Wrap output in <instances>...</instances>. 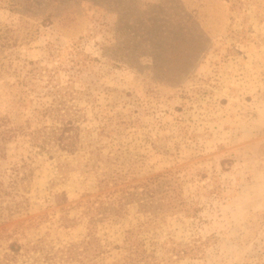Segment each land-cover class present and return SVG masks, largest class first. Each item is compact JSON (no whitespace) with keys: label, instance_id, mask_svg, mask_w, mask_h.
<instances>
[{"label":"rangeland","instance_id":"obj_1","mask_svg":"<svg viewBox=\"0 0 264 264\" xmlns=\"http://www.w3.org/2000/svg\"><path fill=\"white\" fill-rule=\"evenodd\" d=\"M54 81L81 91L82 113L77 151L53 158L27 131ZM0 125L17 130L0 136V180L24 161L29 174L0 198V252L83 239L91 161L129 169L139 186L99 222L97 264L124 256L127 231L145 223L148 248L189 252L168 264H264V0H0ZM158 174L187 207L151 226L140 193Z\"/></svg>","mask_w":264,"mask_h":264},{"label":"trees","instance_id":"obj_2","mask_svg":"<svg viewBox=\"0 0 264 264\" xmlns=\"http://www.w3.org/2000/svg\"><path fill=\"white\" fill-rule=\"evenodd\" d=\"M183 20V17L176 12L168 16V21L174 24L180 25L184 22ZM80 93L81 91L73 85L61 84L57 81H54L45 92L50 97V101L43 102L41 107L35 109L39 125L35 129L27 131L31 145L39 152H46L54 158L57 153L77 151L82 110L76 100L80 97ZM23 131L26 130L23 129ZM16 133V129H1L0 125V136L3 141L12 138ZM4 151L5 147H0V155ZM26 165L25 161L21 165H13L7 185L3 180H0V198L10 194L14 197L20 192L21 180L29 178L26 170L22 171ZM87 171L95 174L97 192L84 194L85 199L79 203L82 208L81 213L87 219L85 237L80 241L60 246L48 245L46 239L43 238L26 244L15 240L9 243L3 252H0V264H28L27 260L30 258L33 260L30 264H60V262L97 264V258L101 253L97 243L99 222L115 220L121 216L127 210L129 202L134 200L133 189L139 186L132 184L134 176L131 174L133 172L129 169L124 170L117 163L101 167L100 164L89 161ZM142 187L143 192L140 195H146L148 198L143 199L145 202L142 207H146V211L151 210L152 212L149 219L151 226L158 223L157 218L163 214L165 216L168 213L175 214L186 210L187 203L183 199L182 193L164 179V174L149 177L142 183ZM57 197L60 198L59 204L68 201L65 191L58 194ZM65 220L66 222L63 224L69 226L71 219L65 217ZM144 225L146 223L127 231L124 243L126 254L113 264H168L189 254L186 249L166 244L148 248L145 240L140 236ZM0 235H2L1 232ZM160 250L163 251V255H159ZM36 253L39 255L34 257L33 255ZM21 257L26 260L19 263Z\"/></svg>","mask_w":264,"mask_h":264}]
</instances>
